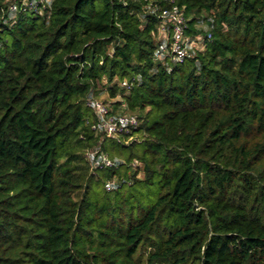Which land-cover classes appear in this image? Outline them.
<instances>
[{"label": "trees", "instance_id": "obj_1", "mask_svg": "<svg viewBox=\"0 0 264 264\" xmlns=\"http://www.w3.org/2000/svg\"><path fill=\"white\" fill-rule=\"evenodd\" d=\"M6 1L0 264H264V0H175L213 29L170 68L150 11L170 0ZM100 83L144 114L140 142L92 128ZM101 139L117 166H92Z\"/></svg>", "mask_w": 264, "mask_h": 264}, {"label": "built area", "instance_id": "obj_2", "mask_svg": "<svg viewBox=\"0 0 264 264\" xmlns=\"http://www.w3.org/2000/svg\"><path fill=\"white\" fill-rule=\"evenodd\" d=\"M173 5L166 8H150L151 12H155L161 20H164V28L168 31H172V35L169 38L163 37L162 42L156 50V59L161 61L164 65L170 68V64L174 62L182 61L186 58L194 57V49L196 41L194 37L191 39L188 33V20L185 16L183 9L177 5L175 0H170ZM38 3H42L43 8L46 4H51V0H33L28 4L36 6ZM169 24L170 27H167ZM212 38V32L207 34V39ZM122 85L128 87V82L125 80ZM88 106L94 111L96 121L92 124V128L101 133L103 138H109L116 141L118 144H130L137 141L134 138V134L137 133L138 128L142 123V119L138 114L121 112L118 109L113 108L109 103H105L100 99L90 97L88 100ZM88 159L94 167H111L117 166L120 160H114L110 157L107 151L102 148V139L97 146L92 148L87 153ZM142 165V162L135 160L132 163L133 167ZM113 182L108 185L111 189L115 185Z\"/></svg>", "mask_w": 264, "mask_h": 264}, {"label": "rangeland", "instance_id": "obj_3", "mask_svg": "<svg viewBox=\"0 0 264 264\" xmlns=\"http://www.w3.org/2000/svg\"><path fill=\"white\" fill-rule=\"evenodd\" d=\"M12 1L13 0H7L6 2L7 3L11 2V3H9V7H10V10L12 12L11 15L14 16L15 12H16V9L14 7V4H12ZM191 16H192V14H191ZM191 16H187V17L190 19ZM193 16H195L196 19H197L196 23L194 25V29L196 30V32L191 33V35H189V37L191 39L194 37V39L196 41L195 49H194V53H193L194 56H196V54L199 51L204 50V47L207 44V41L205 42V40L207 39V37L205 38V34H208L209 32H212L213 28H211L210 22H213V18L211 16L209 17V15H207L206 13H201L200 15L193 14ZM162 22H164V20H162ZM162 22L159 23V27H158L159 28L158 30L160 32H162V33H161V35L160 34L156 35L158 39H161V41L163 40V37L170 38V36H169L170 32L168 30H166V28H163L162 30H160L161 29V25L163 24ZM164 25H165V22H164ZM167 27H170L169 24L167 25ZM104 82H106V80ZM100 87H101V90L103 88V90L100 91V93L98 95L100 100H102V101L105 100L104 102H107L111 106L116 107V109H118L121 112H126V113H130L131 112V113L138 114L139 116H144V114L139 112V111H130V110H128L125 107V103H118L117 101L124 102L122 97H115V98L109 97L108 91H107V85H105L103 83H100ZM92 112L94 113L93 110H92ZM144 137H145V133L141 132V131L134 134V138L137 139V142H140ZM119 149L121 150L122 148H119ZM90 150L91 149H88L87 151L90 152ZM122 151H124L126 154H130V152L128 150H126V149H122ZM139 160L142 162V165H140V166H138L136 168L134 167V168L135 169L139 168V169L143 170L144 169V161H143V159H139ZM130 161L131 160H128V162H130ZM132 169H133L132 167L131 168L130 167H128V168L126 167V170H129V172ZM144 175H145V173L143 171H141V174H140L139 178H144ZM115 180H118V177H116ZM115 193L116 192H113L112 194L115 195Z\"/></svg>", "mask_w": 264, "mask_h": 264}, {"label": "crops", "instance_id": "obj_4", "mask_svg": "<svg viewBox=\"0 0 264 264\" xmlns=\"http://www.w3.org/2000/svg\"><path fill=\"white\" fill-rule=\"evenodd\" d=\"M162 42V41H161Z\"/></svg>", "mask_w": 264, "mask_h": 264}]
</instances>
